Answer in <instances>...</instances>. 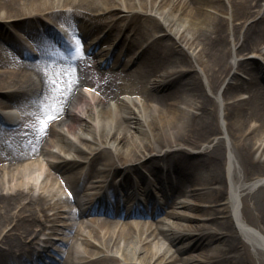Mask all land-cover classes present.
I'll return each instance as SVG.
<instances>
[{"label":"bare ground","instance_id":"obj_1","mask_svg":"<svg viewBox=\"0 0 264 264\" xmlns=\"http://www.w3.org/2000/svg\"><path fill=\"white\" fill-rule=\"evenodd\" d=\"M76 43L98 56L77 53L78 78L50 62ZM38 86L24 131L0 115V264H264V0H0V109ZM38 152L60 159L42 168ZM156 157L189 189L151 200L139 172L157 175ZM62 189L76 211L60 210ZM41 232L62 236L63 259L41 261Z\"/></svg>","mask_w":264,"mask_h":264},{"label":"rangeland","instance_id":"obj_2","mask_svg":"<svg viewBox=\"0 0 264 264\" xmlns=\"http://www.w3.org/2000/svg\"><path fill=\"white\" fill-rule=\"evenodd\" d=\"M157 19H159L158 17H157ZM154 21L156 20V19H153ZM160 20V19H159ZM156 31H157V34L159 35V34H161L162 33V31L161 30H159V29H156ZM115 38V36H113V38H112V40ZM141 41H144V39H142ZM147 43H148V41H146ZM122 43H123V40L122 39H116V41H115V44H116V46H117V50L115 49V52H118V48H120V47H122ZM140 43V45H141V42H139ZM147 43H145V44H143V47L144 46H146L147 45ZM124 46H125V42H124ZM123 50H125V47H124V49ZM26 51V53H27V55H28V57L30 56V52H28L27 50H25ZM154 51V50H153ZM155 52V51H154ZM251 52H249V53H247L246 55H249ZM129 54H131V53H127V54H121V58H123V59H125ZM148 54V53H147ZM147 54L145 55V59H146V56H147ZM94 57V59H91L90 57ZM83 57L84 58H89L90 60H88L89 62H93V60H95L98 56H96L95 54H93V55H90V56H88V55H86V53H85V51H83ZM50 62H51V64H52V66L55 68V69H59L62 73H64V74H67V72L70 70V68H71V72H70V74H73L76 78H78V77H80V69L77 67V66H74V63H70V64H66V66H63V67H61L60 65L62 64L61 62H57L56 61V58L54 57V56H50ZM58 64H57V63ZM94 64V63H93ZM71 66V67H70ZM130 69H132V66L129 68V70ZM102 70H104V69H102ZM45 72H47V71H45ZM164 90H166V91H169V92H172L173 90H174V86H173V84L171 83V82H168V85L166 86V87H164ZM26 98V97H25ZM25 98H23L22 100H24ZM21 100V101H22ZM37 101V100H36ZM42 101V99H40V100H38L36 103H34L32 106H37L38 104H39V102H41ZM54 140H56V142H57V144L59 143V141L56 139V138H53ZM84 142V141H83ZM86 144H88V142H86ZM82 145V147L83 148H86V146L85 145H83V144H81ZM50 150L52 151V150H56V148L55 147H51L50 148ZM63 154V153H62ZM61 154V155H62ZM52 154H50V155H47V156H45L43 153H41V152H38L37 153V158H35L36 160H35V162H37V160H39V161H42L43 162V164H42V168H46V165H45V160H44V158L46 159V158H49V159H51V160H59L60 158H57V157H54V156H51ZM155 160H156V162L158 163V161H159V159H156L155 158ZM101 161V160H100ZM99 161V162H100ZM163 161L164 162H162V163H165V165H167V166H169V168L170 169H172L173 170V168H174V162H173V160H171V159H163ZM97 165H99V163H97ZM141 168H145V167H141ZM175 171V170H174ZM176 172V171H175ZM178 172V171H177ZM177 172H176V174H177ZM178 173H180V172H178ZM160 174V173H159ZM181 175H176V177H178V179H180V180H182V181H178V184H180L183 188H187L191 183H190V181L184 176V175H182V173H180ZM118 175V174H117ZM119 177H120V175H118ZM144 176V175H143ZM136 178H138V175L137 174H132V176H131V181L132 180H135V184L136 183H138V181L136 180ZM175 181V180H174ZM82 189H80V191H79V193H82ZM167 195H168V197H170V196H172V195H170V192H167ZM174 197L178 200V199H181V198H185L184 196H180V197H177V194H174ZM161 198H162V196L160 195V192L158 191V190H156V189H154L153 190V199L154 200H156L157 202L158 201H161ZM70 204V203H69ZM75 205V203L74 202H71V204L70 205H67L66 203H64V202H61L60 203V207H62L61 208V210L62 209H70L71 207H73ZM148 205V204H147ZM181 211H186V212H189V210H187V209H184V208H181L180 209ZM46 212H49V211H46ZM98 214V215H97ZM158 216H162L163 214L162 213H159L158 212ZM62 215H64V214H62L61 213V216ZM91 215H89V216H86V217H90ZM94 216H96V217H103V215H101V214H99V213H96ZM110 216H108L107 218H109ZM81 218V217H80ZM61 220L60 221H57V224H58V222H61V221H65V219H63V218H60ZM109 219H112V220H115L116 219V217H114V216H111V218H109ZM79 219H77V220H75V222L76 221H78ZM168 220L169 221H171L172 219L171 218H168ZM59 229V228H58ZM39 237H40V235H39ZM31 238H32V236H31ZM35 240V239H34ZM39 242V241H38ZM77 242L79 243L80 242V240H77ZM161 242H163V243H168L167 241H166V239L165 238H161ZM39 243H41V242H39ZM62 247H63V251H62V253H60L59 254V256H61V259L62 258H64L65 256H64V254H63V252L64 251H66L67 250V247H68V245H67V243L65 244V245H61ZM2 250V249H1ZM190 253H191V251H187V252H184L183 254H181V256H189L190 255ZM19 262H21L20 261V259H17ZM14 263V262H13ZM15 264H17V262L15 261Z\"/></svg>","mask_w":264,"mask_h":264},{"label":"snow or ice","instance_id":"obj_3","mask_svg":"<svg viewBox=\"0 0 264 264\" xmlns=\"http://www.w3.org/2000/svg\"><path fill=\"white\" fill-rule=\"evenodd\" d=\"M74 52L82 55V50H81L78 43H76L74 46ZM46 115H48V114H46ZM54 118H55L54 116L48 115V118L46 120H39L40 127L37 129V131L43 132L44 130H46L47 124L50 123L51 120Z\"/></svg>","mask_w":264,"mask_h":264}]
</instances>
